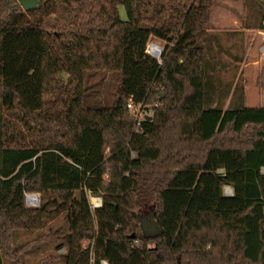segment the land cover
I'll use <instances>...</instances> for the list:
<instances>
[{
	"label": "trees",
	"instance_id": "1",
	"mask_svg": "<svg viewBox=\"0 0 264 264\" xmlns=\"http://www.w3.org/2000/svg\"><path fill=\"white\" fill-rule=\"evenodd\" d=\"M215 5L43 0L25 12L0 0V264H23L25 245L10 246L14 230L39 229L63 211L64 264H264V106L212 105L214 79L197 37ZM151 37L166 42L161 63L145 53ZM22 50L40 57L37 105L3 81V53ZM98 71L117 75L107 108L86 102L85 81ZM129 99L158 102L137 131ZM33 192L37 207L25 204ZM88 194L101 205L92 208ZM149 201L153 231L138 216ZM191 213H237L238 246L224 228V255L216 245L197 251Z\"/></svg>",
	"mask_w": 264,
	"mask_h": 264
},
{
	"label": "rangeland",
	"instance_id": "2",
	"mask_svg": "<svg viewBox=\"0 0 264 264\" xmlns=\"http://www.w3.org/2000/svg\"><path fill=\"white\" fill-rule=\"evenodd\" d=\"M121 16L124 11L119 7ZM264 0H216L211 10V21L205 32L197 37L208 60V71L214 79V103L223 108L228 107L232 101L237 100L246 106H264V31L260 30L258 23H263ZM149 40L157 41L166 48V42L151 37ZM148 40V42H149ZM39 54L33 51L3 53L5 85L15 87L22 95L24 102L37 105L40 94L39 82ZM63 77L66 75L62 74ZM85 81L86 102L91 106L109 107L116 96L117 75L110 71L90 72ZM212 79V78H211ZM220 100V101H219ZM10 104V96L3 98V109ZM158 102L146 103L144 107L152 110ZM229 186H224V193H229ZM41 205V194L33 192ZM89 204H99L96 197L88 194ZM26 204V203H25ZM153 205V207H152ZM51 209V206H48ZM154 209L153 201L144 204L138 211L141 224L144 227L151 223V212ZM237 213L206 214L191 213L187 216V229L194 227L197 230L193 243L197 251L206 249L212 252L214 245L218 253L226 252V239L221 236L220 229L235 231V245L238 246V236L241 221ZM68 221L65 212L47 214L44 225L36 230H14L10 246L12 248L23 246L21 260L23 264H64L63 255L67 248L61 246L62 237L68 233ZM192 235V234H191ZM215 237L211 242L204 240L209 236ZM228 235V234H227ZM194 236V233L193 235ZM88 242L84 241L86 245ZM233 258L232 254L229 256ZM225 258V257H224ZM230 258V259H231ZM223 259V256L221 257ZM2 264H11L7 257H3Z\"/></svg>",
	"mask_w": 264,
	"mask_h": 264
},
{
	"label": "built area",
	"instance_id": "3",
	"mask_svg": "<svg viewBox=\"0 0 264 264\" xmlns=\"http://www.w3.org/2000/svg\"><path fill=\"white\" fill-rule=\"evenodd\" d=\"M263 23H264V19H263ZM262 46H263L262 50L264 51V43ZM157 48H159L160 51H158V53L156 54L155 51ZM162 50H163V47L161 46V44L159 42L149 40V42L146 45L145 53L148 56H150L151 58H154L159 63H161V52H162ZM144 105L145 104L143 102L138 103V102L133 101L132 99H129L126 103L127 110L134 120L133 129L136 131L141 127V122L143 120H145L146 116H152V110H147L146 107H144ZM32 195H36V194L35 193L25 194V202L28 206H36L39 202L38 199L36 202H34ZM93 197L97 198V200L99 201V204H95L92 206L90 205V206L92 208L99 207L101 205V198L97 197V196H93ZM137 242L138 241L135 240V243H137ZM103 263H105V262H103Z\"/></svg>",
	"mask_w": 264,
	"mask_h": 264
},
{
	"label": "water",
	"instance_id": "4",
	"mask_svg": "<svg viewBox=\"0 0 264 264\" xmlns=\"http://www.w3.org/2000/svg\"><path fill=\"white\" fill-rule=\"evenodd\" d=\"M17 1L25 12L40 7L42 2H43V0H17ZM145 119L149 120V119H151V116H146ZM229 193L230 194H227V195L232 194V189L230 186H229ZM154 229H155V224H153L151 222L150 226H149V230L153 231ZM133 236H134V234L130 235L131 238Z\"/></svg>",
	"mask_w": 264,
	"mask_h": 264
},
{
	"label": "bare ground",
	"instance_id": "5",
	"mask_svg": "<svg viewBox=\"0 0 264 264\" xmlns=\"http://www.w3.org/2000/svg\"><path fill=\"white\" fill-rule=\"evenodd\" d=\"M158 51H160V49H159V48H157V49H156L155 53L157 54V53H158ZM228 190H229V189H228ZM32 198L34 199V202H36V201H37V199H38V197H37L36 195H32Z\"/></svg>",
	"mask_w": 264,
	"mask_h": 264
},
{
	"label": "crops",
	"instance_id": "6",
	"mask_svg": "<svg viewBox=\"0 0 264 264\" xmlns=\"http://www.w3.org/2000/svg\"><path fill=\"white\" fill-rule=\"evenodd\" d=\"M262 25H263V24H262ZM259 29L264 31V29H261V28H259Z\"/></svg>",
	"mask_w": 264,
	"mask_h": 264
}]
</instances>
